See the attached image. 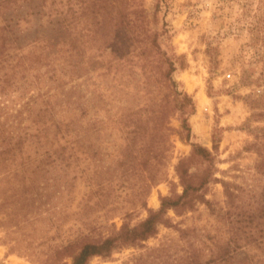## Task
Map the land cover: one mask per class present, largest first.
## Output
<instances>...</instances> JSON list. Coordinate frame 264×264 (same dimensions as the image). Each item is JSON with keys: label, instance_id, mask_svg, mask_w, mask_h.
<instances>
[{"label": "rangeland", "instance_id": "1", "mask_svg": "<svg viewBox=\"0 0 264 264\" xmlns=\"http://www.w3.org/2000/svg\"><path fill=\"white\" fill-rule=\"evenodd\" d=\"M35 4L40 2L18 0L15 5L0 7V25L13 28V37L18 38L19 44H25L24 36L32 39L49 35L44 29L46 17L38 14L45 9H35ZM68 4L67 0H60V10H67ZM141 4L149 33L156 34L160 51L174 62L172 78L178 91L193 101L194 111L188 115L190 140L180 138V116L177 112L172 114L169 121L173 148L161 168L166 179L151 188L144 198L145 207H141L142 175L124 178L120 174L118 164L126 167L123 163H129L130 157L121 147L116 131L109 127L106 134L110 144L95 165L102 170L109 168L104 177L114 183H130L118 191V196L108 199L121 207L112 217L104 215V210H82L88 188L79 178L68 194L63 193L64 173L68 172L70 178L85 169L84 164L69 169L58 164L51 167L44 158L46 145H26L21 157L0 172V264H71L69 255L80 247V236L86 235L85 241H97L115 233L126 220L130 226L137 225L147 217L148 209L160 207L161 197L182 192L175 165L180 158L189 157L191 143L212 151L215 133L219 142L214 152L217 171L213 177L231 184L237 196L234 205L229 206L221 183L211 182L205 193L208 204L197 203L182 213L169 209L165 215L167 224H159L154 236L138 246L115 250L109 257H92L87 264H187L192 251L199 252L203 263L220 253V247L228 242L237 247L234 264H264V218L257 214V208L264 205V173L256 169L258 152H264V138L259 133L264 128V0H141ZM79 19L84 21L85 17ZM81 28L76 29L79 35L89 34ZM93 52H85L81 77H62L64 89H91L97 85L105 96L101 109L95 113L101 119L104 107L112 115L119 106L134 107L132 99L125 104L106 98L110 90L102 86L111 84L110 77H98L103 70L93 71ZM66 66L67 60L64 73H69L70 66ZM44 71L43 67L37 70L39 79L32 78L29 83L0 93V121L6 119L7 125L16 129L28 123L24 113L16 117L17 111L30 96L46 90L54 92V83L43 75ZM87 77L90 80L85 84ZM167 93L168 90L160 89L161 96ZM200 94L206 99L202 100ZM132 153L134 156L136 151ZM206 166L195 160L190 172H201ZM93 167L89 165L90 173ZM152 196L155 205L151 204ZM95 201L90 198L88 205L93 206ZM251 212L256 213L247 226L246 213ZM125 213L131 216L124 218ZM236 215L238 224L232 222ZM85 222L95 226V230L88 233ZM180 229L187 230L183 237ZM68 244V250L61 251Z\"/></svg>", "mask_w": 264, "mask_h": 264}, {"label": "trees", "instance_id": "2", "mask_svg": "<svg viewBox=\"0 0 264 264\" xmlns=\"http://www.w3.org/2000/svg\"><path fill=\"white\" fill-rule=\"evenodd\" d=\"M17 1L3 0L0 7L15 5ZM21 1L28 3L33 0ZM37 1L40 4H35L33 8L45 9L44 13L38 11V14L46 17L44 29L48 36L42 35V38L36 35L32 39L24 36L25 44L22 45L17 43L16 36L13 37V28L7 24L0 25V93L6 92L8 87L29 83L32 78L39 79L37 70L42 67L45 68L43 75L54 83V92L46 90L29 97L16 114V117L25 114L24 119L28 123L22 127L16 129L14 125H7L6 119L0 121V172L21 157L26 145L37 148L46 145L44 158L51 167L58 164L69 169L80 163L86 167L70 178L68 172L64 173L63 193L68 194L79 178L88 188V199L82 210L95 213L104 210V215L112 217L121 207L108 199L118 196V191L126 189L130 183H124L128 180L114 183L104 177L109 168L102 170L95 165L102 150L110 144L106 134L110 127L116 131L121 147L130 157L129 163H123L126 167L118 164L120 174L124 178L142 175L140 196L143 199L140 206L145 207L144 198L151 188L166 179L161 168L173 148L170 140L173 128L169 121L172 114L177 112L180 116V138L189 141L191 136L188 115L193 113L194 105L191 97L177 89L172 78L176 70L174 62L160 51L156 34L149 33L141 0H67L70 4L65 11L59 8L60 0ZM81 16L85 17L84 21L79 19ZM80 26L89 34L79 35L76 29ZM86 51L94 54L91 56L96 60L93 71L103 70L97 76L110 77L111 84L102 86L110 90L106 98L110 102L125 104L132 99L136 104L134 107L119 106L120 110L117 109L113 115L110 109L104 107V119H101L95 113L101 109L105 96L97 85L93 84L91 89H80L78 86L64 89V75L69 74L70 79L81 77L79 70H85L83 57ZM77 59L81 60L80 63L73 61ZM65 60L66 67L70 66L69 73H64ZM89 80L87 77L85 84ZM160 89L168 90V93L161 96ZM259 133L264 138V128ZM212 142V151L191 143L189 157L178 160L174 169L182 186L180 194L161 197L160 207L157 210L148 209L147 217L137 225L130 226L126 220L115 233L97 241H85L87 236H80V247L69 255L71 264H87L92 257L106 258L115 250L140 245L156 234L159 224H167L165 215L169 209L182 213L193 209L197 203L208 204L205 193L211 182L221 183L227 202L232 207L237 196L231 184L213 177V172L217 171L214 152L219 142L216 133ZM258 156L256 169L264 173V152L259 151ZM137 159L141 162L135 163ZM195 160L207 166L201 172L191 173L190 166ZM89 165L94 166L91 173ZM92 197L96 201L89 206ZM255 213H246L247 226L252 224ZM257 214L259 218H264V205L257 208ZM130 216L131 213H125L124 218ZM232 222L239 223L238 215ZM90 224L83 223L88 227V233L95 230V226ZM179 232L183 237L187 230L180 229ZM69 247L70 244L61 251L65 252ZM236 248L230 242L225 243L220 247V253L211 255L203 263L199 261V252L192 251L187 257V264H234Z\"/></svg>", "mask_w": 264, "mask_h": 264}, {"label": "bare ground", "instance_id": "3", "mask_svg": "<svg viewBox=\"0 0 264 264\" xmlns=\"http://www.w3.org/2000/svg\"><path fill=\"white\" fill-rule=\"evenodd\" d=\"M200 97L202 100L206 99L203 94H200ZM151 204H154V205L156 204V199L154 196H152V198H151Z\"/></svg>", "mask_w": 264, "mask_h": 264}]
</instances>
